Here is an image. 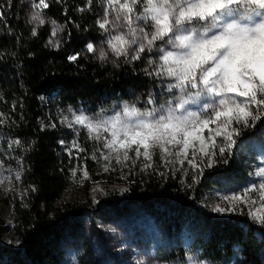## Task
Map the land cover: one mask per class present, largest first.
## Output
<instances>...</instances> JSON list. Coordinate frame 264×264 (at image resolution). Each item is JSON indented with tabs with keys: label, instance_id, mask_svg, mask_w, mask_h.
<instances>
[{
	"label": "trees",
	"instance_id": "trees-1",
	"mask_svg": "<svg viewBox=\"0 0 264 264\" xmlns=\"http://www.w3.org/2000/svg\"><path fill=\"white\" fill-rule=\"evenodd\" d=\"M33 2L39 0H0V162L19 171L25 191L14 203L13 224L0 221V239L8 230L20 241L18 246L0 242V264H102L92 255L84 217L92 210L103 216L105 207L121 213L130 204L153 216L167 241L174 237L168 260L180 262L194 253L206 264H264V227L249 218V209L214 211L218 194L232 182L249 180L252 149L249 163L235 148L227 164L205 168L199 183L197 173L175 158L162 159L155 150L149 161L130 152L135 162L125 166L128 180L110 198L93 206L86 194L84 201L57 204L77 183L87 192L108 154L103 141L90 139L85 128L68 126L70 111L107 117L138 92L152 87L155 98L161 90L137 64L111 69L83 53L103 34L98 23L103 0H46L48 7L41 9ZM37 11L44 23L33 34L29 17ZM52 21L63 29L58 46L47 43ZM73 54L76 60L69 59ZM262 127L264 118L243 130L238 144L245 135L261 139Z\"/></svg>",
	"mask_w": 264,
	"mask_h": 264
},
{
	"label": "snow or ice",
	"instance_id": "snow-or-ice-1",
	"mask_svg": "<svg viewBox=\"0 0 264 264\" xmlns=\"http://www.w3.org/2000/svg\"><path fill=\"white\" fill-rule=\"evenodd\" d=\"M103 3L107 5L106 14L98 23L108 33L111 51L131 60L153 53L148 57L152 69L148 74L169 78L172 82L168 91L173 93V99L159 109L142 111L125 104L120 112L107 118H93L81 112L73 114L71 121L65 117V122L69 127L80 125L90 139L103 141V147L109 150L104 159L109 163L113 154L117 164L127 162L130 152L150 161L153 152L159 150L162 159L183 157L179 163L183 166L187 161L197 173L194 182L199 183L204 169L213 168L218 162L227 164L243 130L255 128L264 118V0ZM32 7L47 8L48 4L39 0ZM112 13L114 16L109 19ZM32 19L44 23L39 11ZM87 49L95 51L92 44ZM106 55L100 52L101 59ZM147 103L155 104V99L149 98ZM191 103H198V110H190ZM148 167L151 164L145 165ZM254 175L264 178V167ZM84 177L87 178L86 171ZM222 199L229 207L217 205L214 211H236L244 205L249 209V218L264 227V179ZM188 259L196 264L192 257Z\"/></svg>",
	"mask_w": 264,
	"mask_h": 264
},
{
	"label": "rangeland",
	"instance_id": "rangeland-1",
	"mask_svg": "<svg viewBox=\"0 0 264 264\" xmlns=\"http://www.w3.org/2000/svg\"><path fill=\"white\" fill-rule=\"evenodd\" d=\"M106 9L107 5L105 4L100 15V21L104 19ZM30 14V25L33 32H35L42 24L39 20L32 19L35 12ZM113 16L114 13L109 14L108 18L112 19ZM47 26L49 28L47 43L54 46L60 45L63 29L57 24L49 23ZM54 32L55 34H53ZM107 40L108 33L103 30L102 36L97 41L90 43L93 45L95 51L89 52L86 45L83 53L89 54L91 58H94L98 63L105 64L111 69H117L122 62L128 66L137 64L144 73L153 78L154 88L156 87L161 90V92L155 95V104L147 103L149 98H152L151 95L153 92L152 87H149L146 90L138 92L133 101L128 103V105H135L142 111L151 108L159 109L161 106L167 107L173 99V93L168 91V84L172 81L166 77H157L148 74L152 71L148 64V57L154 54L145 53L144 58L140 60L126 59L124 56L118 57L109 48ZM101 51L107 54L106 58H100ZM76 55L77 54L70 55L69 59L73 56L76 57ZM173 91L175 92L176 90ZM123 105L125 104L116 106V112H120ZM188 107L190 110H198L199 105L198 103H191ZM73 114L79 115L75 110H71L69 118L72 119ZM110 116L112 115L107 117ZM89 117L107 118L101 113L95 115L90 114ZM47 120L50 121V118L48 117ZM262 131L261 139H255L252 136L249 137L245 135L242 137L244 142L238 144L237 147V151L239 155L242 156L245 163H249L248 160L251 149L254 151V162L251 167L249 166V168H247L249 180L245 183L232 182L227 190L221 193L223 195H217L215 206L220 205L227 209L229 204L222 199L224 195L239 192L253 183L259 184L261 180L264 179L254 175L258 168L264 167V127H262ZM205 136H207V132H205ZM108 151L107 149V153ZM172 151L174 152L175 150ZM191 151L192 149H189V158H191ZM114 155L115 154L109 158L111 163H109V161L103 163L97 170L96 178L88 181L87 192L84 190L83 182L77 183L65 189L57 204L61 206L64 203L84 201L87 194L93 206H96L100 203L102 198H110L115 188L124 187L129 177L125 166L134 164L135 157L129 154L131 157L130 160L123 164H117ZM169 157L175 158L178 161L183 158L176 157L175 155ZM197 159L199 160V157ZM185 164L189 166L187 161H185ZM106 166L108 167V171H105ZM17 174H19L17 169L5 166L0 162V181H2L0 182V221L7 227L13 224L14 203L21 202L25 193L22 183L20 182V176L19 179H17ZM84 228L87 233L90 248L92 249V255L102 261V264H192V261H189L188 257H192L196 264H206L194 253L187 254L184 260L180 262L168 260L166 252L169 250V244L175 243L176 240L174 237H170L167 241L163 231L158 227L153 216L149 215L135 204H130L129 209L121 213H115L108 207H105L103 216L96 214V212L92 210L84 217ZM181 236L182 242L185 243V233H181ZM0 242L7 246H18L20 243V241L8 230H5L1 234Z\"/></svg>",
	"mask_w": 264,
	"mask_h": 264
}]
</instances>
